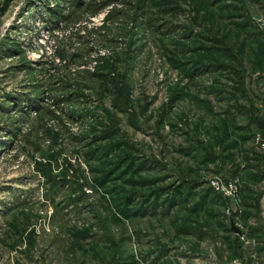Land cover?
Segmentation results:
<instances>
[{
  "label": "rangeland",
  "instance_id": "obj_1",
  "mask_svg": "<svg viewBox=\"0 0 264 264\" xmlns=\"http://www.w3.org/2000/svg\"><path fill=\"white\" fill-rule=\"evenodd\" d=\"M259 132L264 0H0V264H264Z\"/></svg>",
  "mask_w": 264,
  "mask_h": 264
},
{
  "label": "built area",
  "instance_id": "obj_2",
  "mask_svg": "<svg viewBox=\"0 0 264 264\" xmlns=\"http://www.w3.org/2000/svg\"><path fill=\"white\" fill-rule=\"evenodd\" d=\"M255 137V143L260 145L262 148H264V132L262 133H256ZM208 185L218 194H221L224 197H227L230 199V203L232 205L237 206L238 197H239V188H240V180L238 178L235 179H229L227 181L221 180L217 177L210 178L208 181ZM237 209V208H236ZM240 211V210H239ZM239 214V212H238ZM240 230V229H239ZM241 239L245 237V231L241 230ZM264 241V240H263ZM252 244V247L254 249L255 241L250 240ZM230 264H243L242 260L239 258L234 259Z\"/></svg>",
  "mask_w": 264,
  "mask_h": 264
},
{
  "label": "crops",
  "instance_id": "obj_3",
  "mask_svg": "<svg viewBox=\"0 0 264 264\" xmlns=\"http://www.w3.org/2000/svg\"><path fill=\"white\" fill-rule=\"evenodd\" d=\"M255 245L257 246L256 242H255ZM256 246H255V247H256ZM255 247H254L253 251L251 252V254H252L251 257L254 258V259H257V255H258V249H259V247H258V249L255 248Z\"/></svg>",
  "mask_w": 264,
  "mask_h": 264
},
{
  "label": "water",
  "instance_id": "obj_4",
  "mask_svg": "<svg viewBox=\"0 0 264 264\" xmlns=\"http://www.w3.org/2000/svg\"><path fill=\"white\" fill-rule=\"evenodd\" d=\"M231 226H232L231 228L234 232L239 233V229L237 227H235L233 223L231 224Z\"/></svg>",
  "mask_w": 264,
  "mask_h": 264
},
{
  "label": "trees",
  "instance_id": "obj_5",
  "mask_svg": "<svg viewBox=\"0 0 264 264\" xmlns=\"http://www.w3.org/2000/svg\"><path fill=\"white\" fill-rule=\"evenodd\" d=\"M173 202H174V199L172 198V199L169 201V204L171 205V204H173Z\"/></svg>",
  "mask_w": 264,
  "mask_h": 264
}]
</instances>
